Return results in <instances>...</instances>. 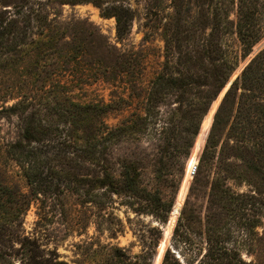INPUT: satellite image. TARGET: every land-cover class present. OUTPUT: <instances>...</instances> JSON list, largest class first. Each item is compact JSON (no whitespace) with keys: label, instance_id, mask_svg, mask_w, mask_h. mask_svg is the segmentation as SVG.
<instances>
[{"label":"rangeland","instance_id":"374dc122","mask_svg":"<svg viewBox=\"0 0 264 264\" xmlns=\"http://www.w3.org/2000/svg\"><path fill=\"white\" fill-rule=\"evenodd\" d=\"M67 1L0 0V264H264V0ZM208 52L232 71L195 134L151 81Z\"/></svg>","mask_w":264,"mask_h":264},{"label":"trees","instance_id":"16d2710c","mask_svg":"<svg viewBox=\"0 0 264 264\" xmlns=\"http://www.w3.org/2000/svg\"><path fill=\"white\" fill-rule=\"evenodd\" d=\"M86 0H70L63 3H69V4H75V3H81L85 2ZM95 5L98 6V3L93 2ZM241 10V9H240ZM239 10V11H240ZM102 15L104 17H114L115 18V25H116V31L118 35H122L127 31V25L130 13L128 10L123 9L119 6L111 7L110 10H105L102 12ZM248 15L247 12H244L241 16ZM251 17V15H250ZM212 21H215V24L213 22L212 27L217 25V21L219 22V18L217 19L216 16H212ZM246 21V19H245ZM211 27V29H212ZM240 33V32H239ZM243 36L240 35L239 38L241 39V42L243 40ZM207 43H211V41H208ZM167 47L169 46L168 42L165 44ZM251 45L249 46V48ZM208 59V65L202 70V73L196 72L195 75L192 76H186L185 74L181 73L180 71H175L174 73H168L167 69L168 67H163V71L159 72L155 78L151 81L152 82V90L151 94H154L157 96V94H161L166 87L170 86V88L175 89L177 91L182 92L181 96L184 97V94L186 95L189 93L194 99L190 100L189 109L187 110L188 113V119L194 120L196 125L194 126V133L196 134L197 128L199 126V123L202 119V117L206 114L209 105L211 101L218 95V93L221 91V89L225 86L226 81L229 79L231 71H232V60L230 62L228 61L227 57L225 55L219 53L216 56H213L211 52H208L207 54ZM264 71V47H262L260 50H258L250 59V61L245 65L243 70L241 71L240 78L244 79L250 72L253 71ZM258 79V78H257ZM236 81L234 80L231 84L234 85ZM230 87V88H231ZM182 90V91H181ZM229 93V90L226 91L224 94L220 106L215 111V115L217 116L225 97ZM157 99V98H156ZM185 99V98H184ZM183 98L178 100L180 103H183ZM32 134L30 133V130L28 128L24 129L23 138L24 139H31ZM36 153L31 152V154L26 155V161L29 162L28 164L32 166L33 162L37 159L34 155ZM30 161L32 162L30 164ZM36 163V162H34ZM30 171L28 173V180L33 181L32 177L30 176ZM120 176L122 177L121 180L126 185L131 186V179H128L129 175L127 172H121ZM113 178V177H112ZM109 174H105V177L101 178L100 181L104 185L113 186L115 183L114 179H112ZM147 197L149 194H145ZM150 200H155L159 205H162L161 200L157 196L148 197ZM170 205L166 208V210L170 209Z\"/></svg>","mask_w":264,"mask_h":264},{"label":"built area","instance_id":"2783aa9c","mask_svg":"<svg viewBox=\"0 0 264 264\" xmlns=\"http://www.w3.org/2000/svg\"><path fill=\"white\" fill-rule=\"evenodd\" d=\"M196 171V163L194 162L190 168V176L194 175Z\"/></svg>","mask_w":264,"mask_h":264},{"label":"water","instance_id":"95a60500","mask_svg":"<svg viewBox=\"0 0 264 264\" xmlns=\"http://www.w3.org/2000/svg\"><path fill=\"white\" fill-rule=\"evenodd\" d=\"M229 83H231V81H229Z\"/></svg>","mask_w":264,"mask_h":264}]
</instances>
